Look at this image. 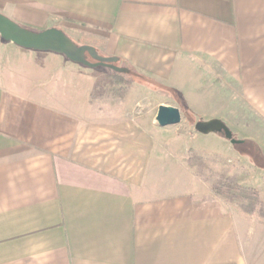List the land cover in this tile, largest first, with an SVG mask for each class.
I'll list each match as a JSON object with an SVG mask.
<instances>
[{
    "label": "crops",
    "instance_id": "obj_1",
    "mask_svg": "<svg viewBox=\"0 0 264 264\" xmlns=\"http://www.w3.org/2000/svg\"><path fill=\"white\" fill-rule=\"evenodd\" d=\"M11 1L28 25L93 37L185 97L228 81L264 122V0ZM83 66L94 68L0 36V264H264V235L245 237L238 209L191 182L173 190L193 172L157 148L166 126L125 100L75 105L69 79L87 78Z\"/></svg>",
    "mask_w": 264,
    "mask_h": 264
},
{
    "label": "rangeland",
    "instance_id": "obj_2",
    "mask_svg": "<svg viewBox=\"0 0 264 264\" xmlns=\"http://www.w3.org/2000/svg\"><path fill=\"white\" fill-rule=\"evenodd\" d=\"M22 7L21 1L15 3L11 0H0L2 13L32 31L37 32L49 27H56V25L47 24L43 20L42 24L36 22V24L28 25V20L23 16ZM66 29L71 32L66 33L77 44H86L91 41L97 46L98 53L104 55L101 42L96 41L93 37ZM88 58L92 60L90 56ZM115 64L123 65L120 61ZM80 69H82L81 72L87 74V78L79 77L73 81L72 78L69 79L71 80L70 89L75 92L76 106L84 105L90 100L96 107L100 106V109L96 111H101L103 106L108 104L115 106L125 100L126 103L128 102L129 105L136 108V116L142 119V123H156V125L159 124L156 115L161 104L179 106L182 113L180 123L165 128L157 127L158 135L154 129L153 132L158 138L157 148L160 153L164 154L171 150L178 151L180 154L186 155L187 159L193 152L204 159L205 165L202 168L200 166H197L196 169L191 168L193 176L188 177L189 183H182V178L176 180L173 190L187 189L191 182L192 185H196V189L193 186L194 191L196 190L197 193L208 199L213 198L215 195L212 191H210L211 194L209 193L210 181L222 173H228L234 174L241 184L254 187L264 202V122L255 113L248 110L240 93L230 82L217 79L198 83L200 87L198 86L194 92H191L192 94L187 93L189 97H185L184 93L176 92L172 86L154 82L150 78L134 73V71L120 72L108 66L94 68H84L83 66ZM15 79L22 83L18 86L23 85L19 76H16ZM29 87L30 90L34 89L35 91H37L36 89L42 91L47 89L45 86L39 88L31 85ZM67 89L69 88L64 86L63 95L67 93ZM51 90H54V87ZM83 90L91 91L89 99L87 98L88 94ZM82 92L86 94V97ZM212 118L223 120L233 131L234 137L241 139L242 142L233 144L223 132L204 134L196 130L195 125L198 121ZM173 138L180 140L179 144L168 145L171 143L170 139ZM222 200L245 215L250 224L242 216H239L240 224L243 225V235L245 237L248 234L251 235L256 239V244H259V239L261 241L262 235H264V211L261 210V205L254 206L255 210L249 212L251 215H248L246 210L252 208V204H249L250 200L239 202H231L223 198Z\"/></svg>",
    "mask_w": 264,
    "mask_h": 264
},
{
    "label": "water",
    "instance_id": "obj_3",
    "mask_svg": "<svg viewBox=\"0 0 264 264\" xmlns=\"http://www.w3.org/2000/svg\"><path fill=\"white\" fill-rule=\"evenodd\" d=\"M0 36L3 40L13 42L21 47L39 51H53L63 54L68 59L90 67L108 66L116 71H126V68L115 64L116 56H104L98 53L91 44H77L62 29L49 27L41 31H32L0 11ZM90 56L92 60L88 58ZM156 120L160 126L175 125L181 122V110L174 105L161 104ZM195 128L200 133L223 132L233 144L242 142L234 137L233 131L219 118L198 121Z\"/></svg>",
    "mask_w": 264,
    "mask_h": 264
},
{
    "label": "trees",
    "instance_id": "obj_4",
    "mask_svg": "<svg viewBox=\"0 0 264 264\" xmlns=\"http://www.w3.org/2000/svg\"><path fill=\"white\" fill-rule=\"evenodd\" d=\"M187 160L192 169L205 165L204 159L193 152ZM210 189L215 196L231 202L250 200L252 208L246 210L248 213L253 212L256 205H261V210L264 211V202L260 199L259 192L254 187L241 184L234 174L222 173L215 177L210 181Z\"/></svg>",
    "mask_w": 264,
    "mask_h": 264
}]
</instances>
